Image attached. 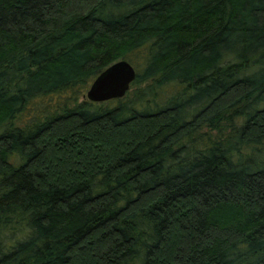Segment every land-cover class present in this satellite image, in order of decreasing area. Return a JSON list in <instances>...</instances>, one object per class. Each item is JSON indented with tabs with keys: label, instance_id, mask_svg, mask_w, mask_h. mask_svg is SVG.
Listing matches in <instances>:
<instances>
[{
	"label": "trees",
	"instance_id": "obj_1",
	"mask_svg": "<svg viewBox=\"0 0 264 264\" xmlns=\"http://www.w3.org/2000/svg\"><path fill=\"white\" fill-rule=\"evenodd\" d=\"M0 264H264V0H0Z\"/></svg>",
	"mask_w": 264,
	"mask_h": 264
},
{
	"label": "water",
	"instance_id": "obj_2",
	"mask_svg": "<svg viewBox=\"0 0 264 264\" xmlns=\"http://www.w3.org/2000/svg\"><path fill=\"white\" fill-rule=\"evenodd\" d=\"M135 77L136 70L128 61H115L93 79L86 97L93 102L121 98L130 89Z\"/></svg>",
	"mask_w": 264,
	"mask_h": 264
},
{
	"label": "rangeland",
	"instance_id": "obj_3",
	"mask_svg": "<svg viewBox=\"0 0 264 264\" xmlns=\"http://www.w3.org/2000/svg\"><path fill=\"white\" fill-rule=\"evenodd\" d=\"M88 87L86 88V90L84 91V93L79 97V101H81V100H88V98L86 97V91H87ZM135 87H136L135 85H131L130 86V89L128 91H131Z\"/></svg>",
	"mask_w": 264,
	"mask_h": 264
}]
</instances>
